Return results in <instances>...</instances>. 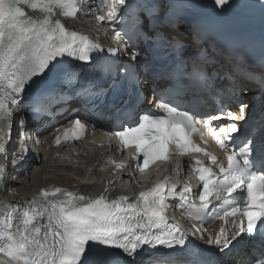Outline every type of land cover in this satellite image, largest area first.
Returning a JSON list of instances; mask_svg holds the SVG:
<instances>
[{"label": "snow or ice", "instance_id": "snow-or-ice-1", "mask_svg": "<svg viewBox=\"0 0 264 264\" xmlns=\"http://www.w3.org/2000/svg\"><path fill=\"white\" fill-rule=\"evenodd\" d=\"M104 6L106 16L92 14L113 26L115 48L103 49L55 18V10L76 16L77 0H0V180L15 179L9 169L16 160L31 154L39 162L20 143L31 141L30 125L39 131L41 117H74V127L56 136L59 145L62 137L83 135L81 117L91 112L116 121V134L135 147L141 170L176 150L208 156L210 165L199 157L191 165L201 182L200 203L190 200V185L177 191L168 176L134 199L109 197L108 190L53 199L61 188L43 190L21 206L19 224L0 218V227L14 229L0 247L6 264H264V0ZM154 100L167 101L158 105L163 113L148 107ZM213 122L223 159L192 140L193 134L203 140L200 126ZM169 199L181 202L191 229L168 214ZM216 220L218 230L203 226ZM245 236L261 244L258 256L238 258L236 244Z\"/></svg>", "mask_w": 264, "mask_h": 264}, {"label": "bare ground", "instance_id": "bare-ground-1", "mask_svg": "<svg viewBox=\"0 0 264 264\" xmlns=\"http://www.w3.org/2000/svg\"><path fill=\"white\" fill-rule=\"evenodd\" d=\"M81 2L85 15L71 19L67 24L90 34L99 41L115 42V37L107 34L102 25L96 21L95 16L91 15L92 10L88 7L91 2L89 0H81ZM115 2L116 0H113L112 4ZM63 20L67 21V19ZM64 127V124L59 125L45 134L28 131L32 137L31 141L26 138L20 141L21 144L28 143L32 152L39 154V162H36L31 154L25 160H16V168L9 169L15 179H10L7 183L0 180V218H11L14 222L16 211L24 205V202L36 197L44 187L53 189L54 186H58L63 190V193L55 194L53 199H67L68 192L77 196L96 197L105 190H108L109 197L132 198L138 195L140 189L145 190L149 187V180L129 169L121 175V178L117 177L116 172L106 170L119 152L113 143H105L100 132L97 133L94 141L87 139L77 144L52 147L54 138ZM13 139L15 140V130ZM36 140L41 143L37 145ZM11 147L14 149L15 143ZM21 154L22 152H17V155ZM180 178L181 176H177L173 181L177 182ZM181 221L183 222L182 219ZM8 231L14 229L5 230L0 227V241L5 242ZM7 259L5 254L0 253V264H6Z\"/></svg>", "mask_w": 264, "mask_h": 264}, {"label": "rangeland", "instance_id": "rangeland-1", "mask_svg": "<svg viewBox=\"0 0 264 264\" xmlns=\"http://www.w3.org/2000/svg\"><path fill=\"white\" fill-rule=\"evenodd\" d=\"M31 177H32V175H31ZM7 194H9V193H7Z\"/></svg>", "mask_w": 264, "mask_h": 264}]
</instances>
